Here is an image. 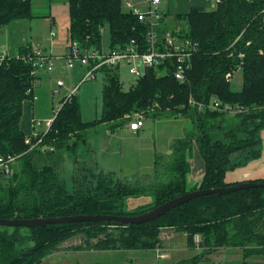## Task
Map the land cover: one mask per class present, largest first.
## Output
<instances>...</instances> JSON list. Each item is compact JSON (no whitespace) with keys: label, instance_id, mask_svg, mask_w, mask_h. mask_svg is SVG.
I'll return each instance as SVG.
<instances>
[{"label":"trees","instance_id":"1","mask_svg":"<svg viewBox=\"0 0 264 264\" xmlns=\"http://www.w3.org/2000/svg\"><path fill=\"white\" fill-rule=\"evenodd\" d=\"M32 1L0 0V27L32 20ZM66 1L70 43L78 40L100 47L105 26L110 29L111 46L140 36L137 17L125 9L127 0ZM175 19L186 23L183 33L198 44L188 82L179 83L171 67L163 65V75L149 69L125 90L120 69L102 68L100 116L86 121L77 95L67 101L64 98L41 143L33 133L26 135L21 126L24 103L36 99L35 89L40 84L32 64L24 61L34 47L29 44L19 48L14 56L0 55V157H15L8 172L0 170V219L135 216L198 188L232 186L226 182L228 172L263 156L264 0H219L213 10L194 8ZM237 65L241 66L243 84L234 90L226 75L238 70ZM190 97L203 102L218 98L247 111L236 115L200 113L189 105ZM156 105L159 107L155 111H148ZM145 111L173 117L183 113L197 125V130L180 140V158L170 171V179L133 184L115 180L112 173L85 167L79 169L86 173L81 182L77 174L73 175L74 190L69 191L55 167L58 153L76 155L80 143H87L90 128L101 123L125 125L130 122L129 115ZM43 134L40 132V136ZM195 147L204 160L205 175L199 187L189 189V157ZM74 160L77 169L79 160ZM142 197H150L151 203L129 209L130 200ZM164 229L185 234L190 249L198 247L195 237L201 238V254L177 264H199L220 249L240 250L245 259L264 257V189L199 197L141 225L90 222L0 227V264H40L78 234L92 241V247H88L98 251H154L161 245Z\"/></svg>","mask_w":264,"mask_h":264},{"label":"rangeland","instance_id":"2","mask_svg":"<svg viewBox=\"0 0 264 264\" xmlns=\"http://www.w3.org/2000/svg\"><path fill=\"white\" fill-rule=\"evenodd\" d=\"M32 9L34 15L38 18L35 20V35L39 39H44L46 43L49 42V34L39 33L40 23H47V18L50 16H56L58 22V30L64 32L70 23L69 18V4L66 0H33ZM207 10H213L212 8ZM47 14V15H46ZM47 16V17H45ZM32 19V20H33ZM187 28L185 22L171 20L169 22L170 29ZM63 33V34H64ZM62 37V36H61ZM192 40V39H191ZM65 37L61 38V44L59 48H56V53L53 56L62 57L67 54L68 45ZM111 34L108 26H105L102 32V47L108 49L111 46ZM60 50V52L58 51ZM57 62L62 60H55ZM65 67V66H64ZM87 70L79 65L73 70H67L63 68L60 75L52 77L51 93L45 96L44 102L41 103L40 99L36 104L35 118L52 117L53 111L56 110L61 104L64 98L69 96L71 90L81 83L83 76ZM121 81L123 82L124 89L129 90L136 79L133 75H130L127 67H122L119 70ZM164 74V71L160 73ZM63 79L66 85V89H60V93H55L54 88L57 86L58 79ZM231 86L234 90H239L243 84L242 70H236L233 73V77L230 80ZM73 83H75L73 85ZM104 85V81L100 75L96 80H89L82 83L75 95H77L81 103L82 117L86 121H91L100 116L101 111V90ZM193 108H196L200 113L211 111L208 108L199 109L196 106L190 104ZM41 110H43L41 112ZM179 117H173L164 114L155 116L153 112L144 114L146 127L143 128L139 134H133L128 131L129 122L125 125H119L120 123H105L97 124L96 126L88 130L87 143H80L78 148V154H70L65 151L58 153V162L55 164L60 178L66 181V186L69 191L74 190V184L72 183V177L77 174L76 177L82 180V176L86 173L80 171L85 167L90 168L92 171L100 172L102 174H111L115 180H122L123 182L133 184H147L154 183L159 179L160 181H168L171 176V169L173 165L180 158L178 147L180 140L183 139L190 132L197 130L196 123L188 116H183V113L179 114ZM114 126V127H113ZM76 148V149H77ZM196 148V147H195ZM261 148L264 151V130L262 131V144ZM78 155V156H77ZM264 157V152L262 154ZM74 157L79 160V166L76 169L74 164ZM193 157H189V161ZM261 157V158H262ZM260 158V159H261ZM257 159V160H260ZM56 161V160H53ZM255 161V160H254ZM77 162V161H76ZM248 165V164H247ZM245 165L244 167H247ZM261 163L258 162L253 168L259 169ZM191 174H189V177ZM248 180V179H247ZM263 180L264 179H260ZM189 181V179H188ZM256 182L254 180H249ZM242 182V181H241ZM238 182V183H241ZM237 184V183H236ZM199 189V188H198ZM144 200H142L143 202ZM141 202L135 203V207H140ZM144 205V204H141ZM93 244L92 241H86V238L82 234H78L63 244L58 246V249L47 256L40 264H177L178 262L163 261L160 260V253H157V257L146 263L142 256L144 253L156 255L154 251H126V252H97L98 250L88 247ZM185 245V246H184ZM177 246H184L178 253L179 258H195L199 256L200 251L190 249L187 247L186 240L180 237L177 242ZM92 247V246H91ZM230 249H228L229 251ZM227 250L219 252H213L208 260L207 256L200 261L199 264H264V257L254 256L248 259L243 258V253L240 250L232 251L229 253ZM201 254V253H200ZM209 256V255H208ZM202 258V256H200ZM189 260V259H187ZM247 262V263H246Z\"/></svg>","mask_w":264,"mask_h":264},{"label":"built area","instance_id":"3","mask_svg":"<svg viewBox=\"0 0 264 264\" xmlns=\"http://www.w3.org/2000/svg\"><path fill=\"white\" fill-rule=\"evenodd\" d=\"M162 0H139L125 2V9L137 17L140 27L137 32L140 36L131 38L130 40L119 43L116 46H110L108 49L98 46L85 44L75 40L70 43L67 49V54L62 57H54L46 54L42 48L35 47L31 55L24 58V61L32 64L34 67L33 74L39 77L41 72L53 74L57 71L54 64L55 60H63L65 67L68 70H73L77 66H83L87 72L83 76L81 83L71 90L66 101L69 100L78 90L79 86L89 80H96L102 68L120 69L127 67L130 75L136 79L142 78L149 69L154 68L159 75L163 71L161 66H169L173 72L174 78L181 84L188 82V73L192 69V62L194 53L197 51L198 44L185 36L183 30L170 29L165 24L164 14L160 9ZM219 0H216V4ZM1 29V27H0ZM103 32V29H101ZM52 36L55 33L52 32ZM243 54L239 55L242 59ZM3 59V58H2ZM0 59V60H2ZM238 70L241 69L237 65ZM233 73L226 75L227 81L233 77ZM65 83L61 80L57 82V87H64ZM55 93H60V89H56ZM36 97H34L35 99ZM190 104L199 109L208 108L211 111L236 115L247 111L245 107L236 106L227 102H223L218 98H214L209 102L198 101L190 97ZM63 105V104H62ZM60 105L53 111L54 115L49 119L42 121L36 119L33 121L34 130L33 135L37 138V142L41 143L43 137L47 134L49 129L57 117V114L62 107ZM159 105L150 108L148 111H155ZM147 112H138L129 115L127 119L129 122L130 131L137 133L142 129L145 122L144 114ZM40 132L44 134L40 136ZM30 142V140L28 139ZM35 143L34 145H38ZM15 157H0V170L8 172L10 164ZM201 238L199 235L195 237V243L199 247Z\"/></svg>","mask_w":264,"mask_h":264},{"label":"crops","instance_id":"4","mask_svg":"<svg viewBox=\"0 0 264 264\" xmlns=\"http://www.w3.org/2000/svg\"><path fill=\"white\" fill-rule=\"evenodd\" d=\"M137 1V0H132ZM194 8H203V9H215L216 8V0H162L160 9L164 14L165 24L167 27H169V22L171 20H175V17L177 16H183L192 11ZM47 15V14H46ZM47 17V16H45ZM35 18H38L35 15ZM34 18V19H35ZM18 20L13 21L10 24H8L6 27L0 29V55H7V56H14L18 52L19 48L25 47L26 45L32 44L33 47H40L43 49V51L48 54L52 55L56 53V48H59V45L61 44V38L65 37L68 46L70 45L69 40V33H68V27L67 30L64 32H61L62 30H58V22L56 16H50V18H47V23H40V29L38 30L39 33H46L49 34V42L46 43L44 39H39L38 36L35 35V20ZM52 32L55 33V36H52ZM64 33V34H63ZM62 36V37H61ZM68 49V47H67ZM60 52V50H58ZM56 57V56H54ZM58 60V59H57ZM63 61V60H62ZM65 66V64H64ZM63 66L62 62H57L56 68L57 71L53 74H47V73H40L39 79L40 84L35 89V95L36 99L33 101H26L24 103V110H23V117H22V129L26 133V135H31L33 132V121L35 118V109L36 104L43 105L45 96L47 93H49V90L51 92L52 88V77L55 75H60L63 68L67 69ZM68 70V69H67ZM61 80L64 82L63 79H58V81ZM57 81V82H58ZM65 83V82H64ZM75 83H73L74 85ZM63 89H66V85L64 87H61ZM58 89L56 86L54 88L55 90ZM53 93V92H51ZM41 96V99H40ZM41 101V103H38V101ZM46 104V103H45ZM43 110H41L42 112ZM50 117L44 118L49 119ZM38 119H42L39 117ZM146 122H144V126L146 127ZM108 125V124H105ZM114 127V126H113ZM128 127V126H127ZM140 129V131L142 130ZM129 132L133 134H139L140 131L137 133H134L128 129ZM258 162L261 163V167L259 169L253 168ZM191 164V176L189 177L188 186L189 189H192L194 187H199L204 179L205 175V163L204 160L199 152V149L196 147L193 151V157L190 160ZM259 180L264 179V157H262L260 160H255L250 162L247 167H241L234 171H230L227 173L226 182L228 184H236L238 182L244 181V180ZM142 200H144L142 202ZM152 199L150 197H142L139 199H132L129 201V209H135V203L148 205L150 204ZM139 207V206H138ZM180 237L186 240V235L182 233H178L175 229H164L160 235L161 239V245L159 248L154 250L155 256L150 255L149 253H144V256H142V259L146 261V263L149 262V259L152 260L153 258L157 257V253H160V260L165 261H173V262H180L187 259H181L179 258V251L184 249V246H177V242L180 240ZM187 244V240H186ZM188 247V246H187ZM189 248V247H188ZM199 247H196L195 250H199ZM227 250V249H220L219 251ZM228 251V250H227ZM234 250H229L228 252L231 253ZM100 253L104 252H126V251H97ZM216 252V253H217ZM212 254L207 256L206 260L210 258Z\"/></svg>","mask_w":264,"mask_h":264},{"label":"water","instance_id":"5","mask_svg":"<svg viewBox=\"0 0 264 264\" xmlns=\"http://www.w3.org/2000/svg\"><path fill=\"white\" fill-rule=\"evenodd\" d=\"M250 189H264V182H253L244 180L241 183L234 184L229 187L211 188V189H197L188 192L185 195L179 196L171 201H168L158 207L135 216H119V215H103V214H89V215H73L52 218H33V219H0V227H45L51 224H65V223H118L120 225H141L152 222L167 212L188 203L199 197L209 195H229L241 190Z\"/></svg>","mask_w":264,"mask_h":264}]
</instances>
